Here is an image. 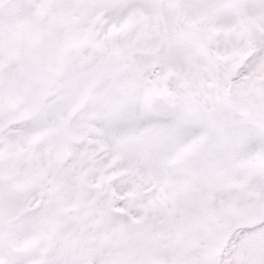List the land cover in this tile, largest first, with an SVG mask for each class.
<instances>
[{
	"label": "snow or ice",
	"instance_id": "obj_1",
	"mask_svg": "<svg viewBox=\"0 0 264 264\" xmlns=\"http://www.w3.org/2000/svg\"><path fill=\"white\" fill-rule=\"evenodd\" d=\"M0 264H264V0H0Z\"/></svg>",
	"mask_w": 264,
	"mask_h": 264
}]
</instances>
